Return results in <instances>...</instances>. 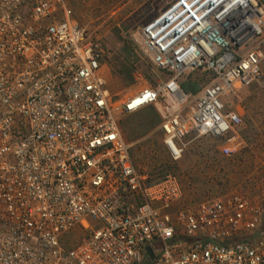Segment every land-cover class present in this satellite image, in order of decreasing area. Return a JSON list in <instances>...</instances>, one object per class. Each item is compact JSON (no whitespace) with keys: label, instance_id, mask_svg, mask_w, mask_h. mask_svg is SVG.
I'll return each mask as SVG.
<instances>
[{"label":"built area","instance_id":"1","mask_svg":"<svg viewBox=\"0 0 264 264\" xmlns=\"http://www.w3.org/2000/svg\"><path fill=\"white\" fill-rule=\"evenodd\" d=\"M135 35L166 79L118 98L66 0H0V264H264L261 202L178 207L177 177L137 169L119 128L153 106L172 162L203 137L239 153L226 98L264 86V0H172ZM195 72L204 81L185 92Z\"/></svg>","mask_w":264,"mask_h":264},{"label":"rangeland","instance_id":"2","mask_svg":"<svg viewBox=\"0 0 264 264\" xmlns=\"http://www.w3.org/2000/svg\"><path fill=\"white\" fill-rule=\"evenodd\" d=\"M66 1L76 20L102 43V76L110 94L130 97L166 79V74L151 64L136 43L139 39L135 34L172 0ZM118 62L134 68V82L130 86H125L112 73ZM194 75L200 79L201 86L204 78L197 72ZM226 101L239 111L242 120L241 149L231 158L220 153L221 140L203 137L191 142L182 157L172 162L162 145L159 122L150 128L142 125L154 113L158 115L155 107H145L120 119L122 138L131 145L130 154L137 169L154 177L165 173L177 177L183 191L178 207H193L203 199L234 192L264 205V86L241 87ZM75 238L73 232L66 234V244L70 245Z\"/></svg>","mask_w":264,"mask_h":264},{"label":"trees","instance_id":"3","mask_svg":"<svg viewBox=\"0 0 264 264\" xmlns=\"http://www.w3.org/2000/svg\"><path fill=\"white\" fill-rule=\"evenodd\" d=\"M128 53V49L125 50ZM134 68H128L126 64L122 62H118L116 67L114 66L112 68V73L117 77L125 86H130L134 82ZM198 73V72H197ZM195 73H192L188 75L185 80L181 81V88L185 92H191V93H196L200 89V79L198 77H195ZM200 74V73H199ZM194 75V77H193ZM202 76V75H201ZM203 77V76H202ZM204 78V77H203ZM159 122V117L157 113H154L153 118L150 120L145 121L144 124L147 126V128L152 127L153 125H156V123Z\"/></svg>","mask_w":264,"mask_h":264},{"label":"water","instance_id":"4","mask_svg":"<svg viewBox=\"0 0 264 264\" xmlns=\"http://www.w3.org/2000/svg\"><path fill=\"white\" fill-rule=\"evenodd\" d=\"M146 252L148 253V255L152 258V254H151V251H150V249L147 247L146 248Z\"/></svg>","mask_w":264,"mask_h":264}]
</instances>
